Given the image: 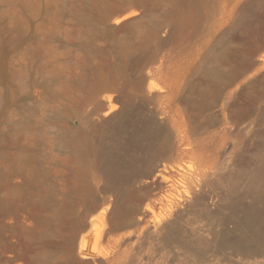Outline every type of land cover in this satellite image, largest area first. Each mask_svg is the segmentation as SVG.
<instances>
[{"label": "rangeland", "instance_id": "1", "mask_svg": "<svg viewBox=\"0 0 264 264\" xmlns=\"http://www.w3.org/2000/svg\"><path fill=\"white\" fill-rule=\"evenodd\" d=\"M251 9L0 0V264H264Z\"/></svg>", "mask_w": 264, "mask_h": 264}, {"label": "bare ground", "instance_id": "2", "mask_svg": "<svg viewBox=\"0 0 264 264\" xmlns=\"http://www.w3.org/2000/svg\"><path fill=\"white\" fill-rule=\"evenodd\" d=\"M251 17H252V23L256 25L255 31H258L260 35H264V11H255L254 9H251ZM121 113L113 115L110 120L113 121L115 119H120Z\"/></svg>", "mask_w": 264, "mask_h": 264}, {"label": "built area", "instance_id": "3", "mask_svg": "<svg viewBox=\"0 0 264 264\" xmlns=\"http://www.w3.org/2000/svg\"><path fill=\"white\" fill-rule=\"evenodd\" d=\"M86 252H87V254H90L89 251H86Z\"/></svg>", "mask_w": 264, "mask_h": 264}]
</instances>
